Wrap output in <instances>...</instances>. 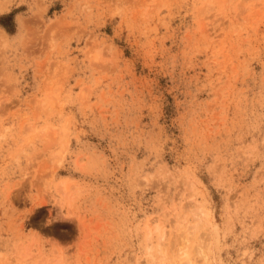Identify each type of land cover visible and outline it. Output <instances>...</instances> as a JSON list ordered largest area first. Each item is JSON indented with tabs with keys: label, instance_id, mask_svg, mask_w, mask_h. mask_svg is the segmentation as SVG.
Listing matches in <instances>:
<instances>
[{
	"label": "rangeland",
	"instance_id": "1",
	"mask_svg": "<svg viewBox=\"0 0 264 264\" xmlns=\"http://www.w3.org/2000/svg\"><path fill=\"white\" fill-rule=\"evenodd\" d=\"M183 241L264 264V0H0V264Z\"/></svg>",
	"mask_w": 264,
	"mask_h": 264
},
{
	"label": "bare ground",
	"instance_id": "2",
	"mask_svg": "<svg viewBox=\"0 0 264 264\" xmlns=\"http://www.w3.org/2000/svg\"><path fill=\"white\" fill-rule=\"evenodd\" d=\"M2 32H3V31H2ZM3 33H4V32H3ZM5 33H6V31H5ZM5 33H4V34H5ZM4 34H3V35H4ZM5 35H6V34H5ZM67 188H68V187H67V183H64V184H63V189L66 190ZM202 208H203V207H202ZM202 208H200V210L197 211V212H199V215H200V213H201L200 211L202 210ZM206 211H207V210H206ZM206 211H205V212H206ZM203 212H204V211H203ZM203 212H202V213H203ZM205 212H204V213H205ZM204 213H203V214H204ZM197 214H198V213H197ZM203 214H201V215H203ZM202 218H203V217L200 216V219H202ZM148 227H149L148 229H149V231H150V228H151V227H150V224L148 225ZM158 228H159V227H158ZM151 230H152V229H151ZM149 231H148V232H149ZM151 233H152V232H150L149 235H151ZM163 237H164V236H163ZM163 237H162V238H163ZM148 238H149V237H148ZM185 248H186V244H185V242L183 241V242L179 245L178 250L181 252V254H182L183 257H186V258H187V261H185V264H195V263L192 261V259L189 257V254H188V252L185 250ZM161 250H162V249H161ZM206 264H207V263H206Z\"/></svg>",
	"mask_w": 264,
	"mask_h": 264
}]
</instances>
